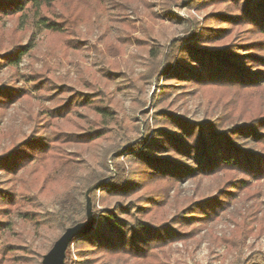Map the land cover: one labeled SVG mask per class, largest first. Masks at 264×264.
<instances>
[{
	"label": "trees",
	"instance_id": "16d2710c",
	"mask_svg": "<svg viewBox=\"0 0 264 264\" xmlns=\"http://www.w3.org/2000/svg\"><path fill=\"white\" fill-rule=\"evenodd\" d=\"M200 5L213 8L202 23L186 21V36L150 50L149 78L157 81V110L134 142L123 150L109 145L103 158L109 176L88 170L80 153L65 149L113 140L109 120L114 112L103 93L74 94L48 113L52 120L64 119L80 106H93L99 118L93 128L78 134L56 130L47 136V127L40 125L26 139L1 151L0 172L12 177L29 167L32 172L29 178L21 175L19 187L0 186V238L9 231L13 215H18L36 229L61 231L50 250L67 228L86 220V192L104 180L92 193L95 229L71 243L66 264H161L159 253L194 239L240 194L264 181V0L188 3L190 8ZM102 6L103 0H0V27L16 20V33L21 26H33L72 45L77 28ZM164 16L175 20L169 12ZM31 46L15 38L8 43L0 39V50L6 49L0 67L20 62ZM162 78L202 93L206 106L201 121H189L161 106L170 88L159 86ZM28 83L37 92L52 88L41 73H32ZM30 98L25 88L1 87L0 110ZM109 156L113 170L107 166ZM219 175L223 179L213 197L189 199L171 219L164 217L165 206L181 184ZM48 198L56 209L41 212ZM113 199L116 202L111 204ZM41 258L31 247L0 241V264H41Z\"/></svg>",
	"mask_w": 264,
	"mask_h": 264
},
{
	"label": "rangeland",
	"instance_id": "374dc122",
	"mask_svg": "<svg viewBox=\"0 0 264 264\" xmlns=\"http://www.w3.org/2000/svg\"><path fill=\"white\" fill-rule=\"evenodd\" d=\"M190 1L103 0L102 9L96 8L92 18L77 28L72 45L49 38L33 26L26 29L21 26L16 33V20L5 21L0 27V39L5 43L19 39L25 47L32 45V50L17 64L0 67V88L22 87L30 91L31 98L0 110V153L11 142L26 139L40 125L47 127V136L56 130L78 134L93 128L99 121L93 106H80L64 119L52 120L48 113L57 102L74 94L95 97L103 93L108 96L114 112L109 120L113 140L96 147L73 145L65 149L80 153L88 170L109 176L110 171L103 166L109 145L123 150L125 145L134 142L157 110V98L154 99L158 93L157 81L149 78L153 68L150 60L153 45L170 46L173 40L187 35L186 21L202 23L213 9L211 5L190 8ZM166 12L175 20L164 16ZM5 50H0V56ZM32 73H41L48 78L51 90L37 92L31 89L28 81ZM163 85H170V88L162 107H169L174 114L189 121L203 119L206 104L199 90H186L180 84L162 78L159 86ZM111 157L107 166L113 170ZM31 172L32 167L15 177L0 172V186L19 187L21 175L29 178ZM222 179L219 175L181 184L165 206L164 217L171 219L177 210L187 206L189 199L197 202L213 197ZM115 202L113 199L111 204ZM55 209L54 200L50 198L40 207L44 213ZM9 223V231L0 241L31 247L42 258L61 234L55 228L36 229L18 215H13ZM16 255L19 252L11 256ZM158 257L161 264H244L250 261L263 264L264 181L254 184L248 193L240 194L227 212L194 239L174 243Z\"/></svg>",
	"mask_w": 264,
	"mask_h": 264
},
{
	"label": "water",
	"instance_id": "95a60500",
	"mask_svg": "<svg viewBox=\"0 0 264 264\" xmlns=\"http://www.w3.org/2000/svg\"><path fill=\"white\" fill-rule=\"evenodd\" d=\"M105 181L91 186L86 192V220L75 226L67 228L53 247L43 256L41 264H66V253L71 243L80 236L90 234L96 226L93 215L91 195L95 190L100 189Z\"/></svg>",
	"mask_w": 264,
	"mask_h": 264
}]
</instances>
